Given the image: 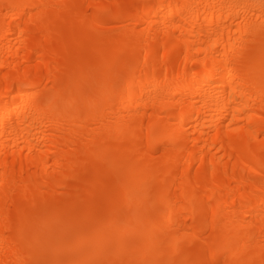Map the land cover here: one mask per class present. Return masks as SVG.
<instances>
[{
	"label": "bare ground",
	"instance_id": "obj_1",
	"mask_svg": "<svg viewBox=\"0 0 264 264\" xmlns=\"http://www.w3.org/2000/svg\"><path fill=\"white\" fill-rule=\"evenodd\" d=\"M0 264H264V0H0Z\"/></svg>",
	"mask_w": 264,
	"mask_h": 264
}]
</instances>
